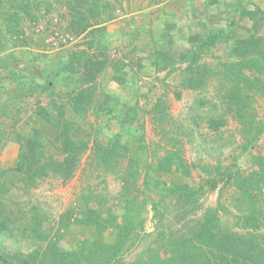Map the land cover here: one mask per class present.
<instances>
[{"label":"trees","instance_id":"1","mask_svg":"<svg viewBox=\"0 0 264 264\" xmlns=\"http://www.w3.org/2000/svg\"><path fill=\"white\" fill-rule=\"evenodd\" d=\"M59 1L0 0V20L5 25L6 34L10 36L23 33L20 26L25 17L39 20L38 12L46 8L51 13L54 7H58ZM66 5L70 10L69 16L72 17L69 24L71 29L77 36H82L92 27L88 33L94 43L95 37L105 31L104 24L114 18L115 5L110 0H67ZM244 16L255 18L257 11H245ZM231 39H234L233 34L223 29L210 30L189 37L188 40L194 47L190 54L181 58L182 61L190 62L183 74L181 86L205 92L210 86V80L213 79L217 95L215 98L200 99L198 107L194 108V113L191 114L190 129L179 126L176 138L188 135L193 142L196 133H201L202 128L210 132H221L228 126L229 118H232L242 127L239 131L242 138L240 148L247 151L264 132V117L259 115L256 108L259 100L264 102L262 38L251 35L235 41L231 51L237 61L223 64L222 72L201 67L198 63L204 49L211 50L219 43L229 44ZM93 46L92 43L88 44L89 49ZM97 48L99 53L93 58L87 57L86 51H80L74 56L75 60L73 58L66 66L72 68L68 69L71 73L81 75L89 87L70 93L65 103L53 102L54 110L57 111L55 115L49 114L43 108L38 110L39 115L57 130L53 140L57 142L58 149L62 152L61 158L47 156L46 145L49 138L39 130L33 129L28 138H22L17 134L16 142L20 145L17 163L13 168L0 171V264H128L125 262L126 257L136 246L130 240V236L136 232L135 222L127 211L120 218L123 222H120L105 193H100L89 185L83 188L80 204L61 215L56 236H49L45 230V225L49 222L47 212L32 201L34 196L32 190L36 188L38 180L46 178L50 173L57 174L64 180H70L74 176L81 155L89 150L88 139H78L79 132H74V127L81 123L86 125L94 122L96 123L94 128L107 130L117 121L121 125V131L113 133L110 143L106 146L98 141L94 142L91 163L106 172L118 167L121 158L127 156L129 163L125 173L135 181L139 178L141 169L139 161H135L134 157L137 156V151L144 148L146 138L144 129L136 125L141 112L139 102L128 105L127 108L125 105L126 110L118 112L111 108L109 104L111 97L105 95L107 92L98 93L97 79L111 63L105 54V46ZM153 53L152 63L158 70L174 66V56L169 51L160 48L155 49ZM84 60L82 72L81 65ZM127 66L128 64L119 61L112 63L111 67L116 73L114 80L119 84H125L126 79L120 72ZM51 85L50 82L49 86ZM114 101L116 106L120 103L119 100ZM205 106L213 107L216 115L201 112L200 108ZM90 118L93 121H90ZM129 137L135 139L136 147L140 150L136 151L127 145ZM231 139L233 143L226 144V147L237 144L236 137L231 136ZM180 143L178 139L174 145L178 147ZM177 150L181 151L180 148ZM165 153L157 165V171L171 172L175 169L181 170L185 176L191 174L190 167L185 166L178 152L166 150ZM42 160L46 161L43 163ZM259 164L261 167L259 171L248 174L240 171L233 175L234 172L228 168L229 179L235 180L238 190H241L240 201L250 212L242 217L244 221L240 225L247 230L252 228V225L264 224V162L260 161ZM210 168L212 167L208 165L203 169L209 176L213 171ZM150 170L153 172L154 168ZM209 178L207 183L217 187L219 179ZM126 180L129 183V180ZM172 192L179 194L181 210L194 205L197 201L194 195L198 192H192L186 186H178ZM257 203L261 205L257 206ZM221 210L225 209L219 206L215 210H207L201 221H195L188 232L181 235H177L180 233L176 231H168L169 228H166L162 220L164 218L162 213L161 224L158 226L161 230L154 244L160 242V239L167 240L168 255L163 256L149 245L145 251L147 255H140L131 264H264L262 246L264 236L261 235L259 240V236L252 232L240 233L225 228L227 225L222 224L220 220ZM188 213L184 210L177 217L185 220ZM74 224L89 227L93 235L80 239L74 249L63 248L60 246V240ZM110 229L117 230V236L111 242L105 239ZM135 238L140 240L138 236Z\"/></svg>","mask_w":264,"mask_h":264},{"label":"rangeland","instance_id":"2","mask_svg":"<svg viewBox=\"0 0 264 264\" xmlns=\"http://www.w3.org/2000/svg\"><path fill=\"white\" fill-rule=\"evenodd\" d=\"M66 1L60 0L58 7H54L51 13L43 8L38 12L39 20L25 17L20 26L23 33L8 36L5 25L0 20V42L3 41L2 44L8 46L9 50L14 51L12 54H14L16 60L25 64H28V53L31 52L37 53L38 64L41 65L44 63V59L40 56L42 53L52 55L59 52L60 55V52H65L71 55V52L74 53L82 49L88 51V44H95L92 41V36L88 33L92 30V27L82 36H77L69 25L72 22V17L69 16L70 10L66 5ZM253 6V11H257L255 18L242 17L241 23H238L235 28L230 27L226 30L234 37L229 44L219 43L211 50L204 49L202 51L198 62L201 67L222 72L223 64L237 61L235 54L231 51L232 45L237 40L253 35L257 38L261 37L264 44V10L256 4ZM53 38L55 40L50 41ZM187 39L189 38L183 36L178 40L168 39L164 44H160V48L169 51L174 56L173 62H175L174 66L164 70H158L150 57L143 56L146 54L144 52L137 54L133 51L125 54L123 50H120V52L111 50L110 55L116 61L122 55L121 58L124 59V62L129 61L134 65L141 62H144L142 65L148 62L152 64L144 75L138 73V70L142 68L141 64L138 70H133L134 73L142 75L140 81L137 82V103L139 102L141 112L136 125L144 129L146 138L144 148L141 150L137 149L135 139L132 137L127 138V145L129 144L136 151L140 150L137 151V156L134 159L139 161L141 172L136 181L127 176L125 173L129 163L127 156L121 158L118 167L106 172L101 167H96L94 163H91V158L93 159L91 149L94 142L98 141L105 146L108 145L113 133L121 131V125L115 121L111 124V128L98 130L97 127L94 128L96 123L90 122V125L85 122L88 129H86L87 132L83 137L88 139L89 150L81 155L74 176L70 180H64L59 175L50 173L46 178L38 180L36 188L32 190L33 203L40 205L49 216V222L45 225V230L49 233V236H56L61 215L71 210L78 203L80 204L81 191L88 185L107 195L108 203L113 212L119 216L120 222H123L120 218L126 211L129 212V217H133L136 232L130 236V240L136 246L126 257L125 262L128 264L136 261L140 255H147L145 251L149 245L158 250L163 256L168 255L167 240L160 239V242L154 244L161 230L158 226L161 224L160 217L162 213L164 215L162 220L166 228H169L168 231H176V233H180L177 235H181V233L188 232L195 221H201L207 210H215L221 206L225 210H221L219 215L222 224L227 225L224 226L225 228L240 233L252 232L254 235L259 236V240H261V235L264 236V224H260V226L252 225V228L248 230L240 226L244 221L242 217L250 214V212L245 209L243 202L240 201L241 190H238L235 180L233 178L229 179L228 176L230 171L234 172L233 175H235L236 172L240 171L248 174L261 169L259 162H264V132L247 151H242L240 148L242 138L239 131L242 130V127L238 121L232 118H229L228 126L223 128L221 132H210L202 128L201 133H196L193 142L188 135L176 138L178 137L177 128L179 126H183V129H190L192 124L190 117L194 113V108L198 107L200 99L202 97L215 98L217 95L214 85L215 80L213 79L210 80V86L205 92L193 91L181 86L184 78L183 74L190 65L189 61H182L181 58L190 54L194 47ZM105 54L109 56L107 50ZM30 55L32 56V53ZM111 61L114 63L115 60ZM151 68L154 69V72ZM106 69L107 71H105ZM106 69L97 79L98 93L110 91V85L115 87L113 81L111 83L109 80H104L105 84L102 82L103 79H106V75L112 77L109 67ZM171 71L173 72L171 73ZM22 80V82L28 83L25 76H22ZM82 80L80 90L87 89L89 87L88 82L83 78ZM103 84L105 88H102ZM114 100V98H111L109 104L111 108H115V111L121 112L128 107L126 105L125 108L122 103H118L116 106ZM212 108L205 106L200 109L204 114L216 115L215 110ZM256 108L259 115L264 117V102L262 100L258 101ZM80 133L77 134L81 135L82 133ZM168 135L169 139H167ZM231 136L236 137L237 144L226 147V144L233 143ZM178 139L181 143L180 146L176 147L174 142ZM58 148L59 146L53 138L52 141L49 140L46 145L47 156L61 158L62 152ZM177 148H180L181 151L179 152ZM166 150L178 152L185 166L190 167L191 174L189 176H185L181 170L177 171L175 169L171 172L157 171V165L165 156ZM45 161L42 160L43 163ZM208 165L213 170L211 176L203 170ZM150 168H154V171L152 172ZM228 168H230V171ZM209 177L219 179L217 187L207 183ZM126 179L129 180V183ZM178 186H186L192 192H198L197 195H194L197 199L195 204L184 209L189 212L185 220L177 217L184 211L179 207L182 204L178 200L179 194L172 192ZM259 205L261 204L257 203V206ZM257 227H263V229ZM92 235V229L89 227L74 224L63 234L60 246L66 249H74L78 246L80 239ZM116 236L117 230L110 229L105 239L111 242ZM135 236H138L140 240L136 239ZM262 246L264 247V242Z\"/></svg>","mask_w":264,"mask_h":264},{"label":"crops","instance_id":"3","mask_svg":"<svg viewBox=\"0 0 264 264\" xmlns=\"http://www.w3.org/2000/svg\"><path fill=\"white\" fill-rule=\"evenodd\" d=\"M110 2L115 5L114 18L104 24L105 31L95 38V46L88 51L82 49L71 52V55L65 52H60V55L59 52L52 55L42 53L40 56L44 63L41 65L38 64L37 53L31 52L32 56L28 53V64H25L15 59L12 54L14 51L9 50L8 46L0 44V171L17 163L20 153V145L16 142L17 134L22 138H28L31 131L37 129L46 134L50 141L56 136L57 130L39 115L38 110L43 108L49 114L55 115L57 111L54 110L53 102L65 103L70 93L80 90L83 83L81 75L71 73L68 70L71 67H66L75 60L74 56L78 52L86 51L87 57L93 58L99 53L97 47L105 46L110 57L109 69L112 77L106 75L102 82L105 84L104 80H109L115 83V87L110 85L111 89L107 90L105 95L119 100L123 105H133L137 102V82L142 77L140 74L144 75L152 64L148 62L142 65L144 62H141L140 68V64L134 65L129 61L125 63L121 55L117 60L128 66L120 72L126 79L125 84H119L114 80L116 73L111 67V60L116 59L111 57V50L113 52L123 50L125 54L133 51L137 54L144 52L146 54L143 56L146 55L153 61L152 53L155 49H160V44H164L168 39L178 40L183 36L189 38L215 29L226 31L241 23L245 11H253L254 4L264 10V0H110ZM84 62L85 60L81 65L82 72ZM139 68L141 70H138ZM151 69L154 72V69ZM133 70H138L140 74H135ZM22 76L26 77L28 83L22 82ZM104 84L102 88H105ZM86 129L88 127L82 123L74 127V132L82 133L77 136L78 139H84L83 133L87 132Z\"/></svg>","mask_w":264,"mask_h":264},{"label":"built area","instance_id":"4","mask_svg":"<svg viewBox=\"0 0 264 264\" xmlns=\"http://www.w3.org/2000/svg\"><path fill=\"white\" fill-rule=\"evenodd\" d=\"M54 40H55V38L51 39L50 41H54Z\"/></svg>","mask_w":264,"mask_h":264}]
</instances>
